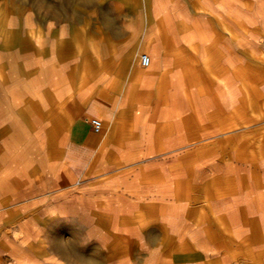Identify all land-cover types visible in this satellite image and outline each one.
<instances>
[{"label": "crops", "instance_id": "1", "mask_svg": "<svg viewBox=\"0 0 264 264\" xmlns=\"http://www.w3.org/2000/svg\"><path fill=\"white\" fill-rule=\"evenodd\" d=\"M90 1L0 18V264H264V0Z\"/></svg>", "mask_w": 264, "mask_h": 264}, {"label": "rangeland", "instance_id": "2", "mask_svg": "<svg viewBox=\"0 0 264 264\" xmlns=\"http://www.w3.org/2000/svg\"><path fill=\"white\" fill-rule=\"evenodd\" d=\"M100 6L90 0H0V18L6 13H31L44 18L46 25L76 22L84 28L90 22L87 14Z\"/></svg>", "mask_w": 264, "mask_h": 264}, {"label": "built area", "instance_id": "3", "mask_svg": "<svg viewBox=\"0 0 264 264\" xmlns=\"http://www.w3.org/2000/svg\"><path fill=\"white\" fill-rule=\"evenodd\" d=\"M139 64L142 67H147L149 64V57L147 54H142L139 59ZM91 125L95 132H99L101 129V122L98 119H92Z\"/></svg>", "mask_w": 264, "mask_h": 264}]
</instances>
